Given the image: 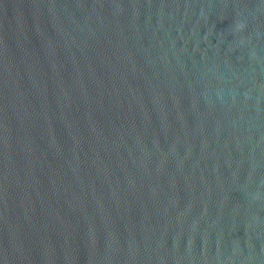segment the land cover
<instances>
[{
    "label": "water",
    "instance_id": "95a60500",
    "mask_svg": "<svg viewBox=\"0 0 264 264\" xmlns=\"http://www.w3.org/2000/svg\"><path fill=\"white\" fill-rule=\"evenodd\" d=\"M0 264H264V0H0Z\"/></svg>",
    "mask_w": 264,
    "mask_h": 264
}]
</instances>
